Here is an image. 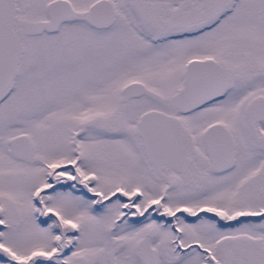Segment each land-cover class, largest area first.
Instances as JSON below:
<instances>
[{
  "label": "snow or ice",
  "instance_id": "snow-or-ice-1",
  "mask_svg": "<svg viewBox=\"0 0 264 264\" xmlns=\"http://www.w3.org/2000/svg\"><path fill=\"white\" fill-rule=\"evenodd\" d=\"M0 264H264V0H0Z\"/></svg>",
  "mask_w": 264,
  "mask_h": 264
}]
</instances>
